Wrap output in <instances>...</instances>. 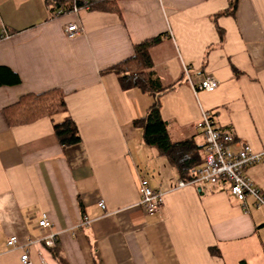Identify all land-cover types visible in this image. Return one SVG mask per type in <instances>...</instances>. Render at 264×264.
Segmentation results:
<instances>
[{
	"label": "crops",
	"instance_id": "1",
	"mask_svg": "<svg viewBox=\"0 0 264 264\" xmlns=\"http://www.w3.org/2000/svg\"><path fill=\"white\" fill-rule=\"evenodd\" d=\"M59 9L51 0H0V66L20 79L0 86V264H23L22 250L7 244L11 235L25 245L49 233L57 234L66 264H264V207L249 198L246 211L223 182L178 185L204 161L202 109L264 150V0H116L115 10ZM70 22L83 27L72 37ZM160 34L150 55L166 88L161 116L173 143L191 141L183 155L200 159L184 175L136 123L153 95L123 89L108 71ZM185 66L193 81L214 75L218 88L195 93ZM52 89L63 92L67 113L9 120L7 109L21 96ZM67 114L80 143L63 145L55 134L54 121ZM245 173L264 193V161ZM141 178L164 192L152 214L139 204ZM43 211L47 229L38 225ZM41 252L62 264L50 248ZM31 256L42 264L36 247Z\"/></svg>",
	"mask_w": 264,
	"mask_h": 264
},
{
	"label": "trees",
	"instance_id": "2",
	"mask_svg": "<svg viewBox=\"0 0 264 264\" xmlns=\"http://www.w3.org/2000/svg\"><path fill=\"white\" fill-rule=\"evenodd\" d=\"M51 2L65 13L69 12L74 6V0H51ZM76 4L79 8L116 9V0H76ZM164 37L165 34H160L135 44L134 54L112 66L108 71H113L118 75L123 89L139 88L153 95L154 101L147 114L136 120V123L144 126L145 141L167 154L171 161L178 165L181 174L184 175L191 168V164L199 163L200 159L195 156L188 160L183 155V150L190 148L191 141L173 143L169 137L167 123L161 116L159 96L166 88L154 69L150 49L161 42ZM19 81V77L9 68L0 66V86L18 83ZM58 113H67L65 97L60 89H52L40 94L23 95L16 104L7 109L8 118L12 123L31 122L42 116L54 117ZM54 130L63 145H73L81 142L79 129L68 114L62 121H54ZM56 248L57 244L51 247L50 250L55 256L59 257ZM217 251L216 248H211L212 253L215 254ZM59 259L62 264H66L62 257H59Z\"/></svg>",
	"mask_w": 264,
	"mask_h": 264
},
{
	"label": "built area",
	"instance_id": "3",
	"mask_svg": "<svg viewBox=\"0 0 264 264\" xmlns=\"http://www.w3.org/2000/svg\"><path fill=\"white\" fill-rule=\"evenodd\" d=\"M79 7L74 0L71 12H77ZM65 13L62 9L57 10V14ZM83 27L77 22H70L65 26V33L72 37L79 34ZM188 80L193 85L195 93L200 90L208 92L215 91L219 86V80L212 74H207L197 81H193L190 76L189 66L184 67ZM198 127L204 138V161L194 169L193 176L188 180H180L179 187L190 184H217L225 183L230 192L242 203L246 211L249 210L248 199L253 198L255 204L264 207V193L254 185L252 179L245 173L246 168L264 161V150L255 151L251 145L238 140L233 133L223 130L217 125L212 112L202 109L198 121ZM140 201L139 204L146 213L157 212L164 202V192L151 187L146 178H141L139 183ZM99 205L105 208L104 200ZM89 221H84L88 223ZM38 225L42 229H47L52 225L47 212H42L38 220ZM56 233H49L39 239H30L25 245L19 244L17 235H11L8 239V246L19 248L21 252V262L23 264H33L31 256L32 247H36L42 264H50L42 255L41 247H54L57 244Z\"/></svg>",
	"mask_w": 264,
	"mask_h": 264
}]
</instances>
